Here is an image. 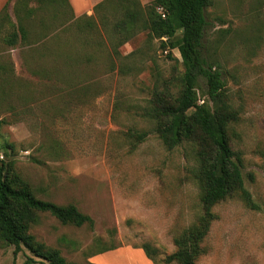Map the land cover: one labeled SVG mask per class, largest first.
<instances>
[{
	"label": "rangeland",
	"instance_id": "374dc122",
	"mask_svg": "<svg viewBox=\"0 0 264 264\" xmlns=\"http://www.w3.org/2000/svg\"><path fill=\"white\" fill-rule=\"evenodd\" d=\"M24 1L12 0L8 18L0 17V143L11 145L0 154L39 199L71 204L91 219L74 227L41 213L30 233L74 264H153L145 245L156 264H167L173 239L199 212L195 155L188 144L166 149L141 113L155 89L177 93L181 58L145 32L119 45L114 30L123 5L153 0H104L76 19L64 0H26L14 11ZM18 14L27 43L53 34L56 42L42 40L35 52L26 42L8 45ZM205 17L204 54L220 65L238 113L230 145L257 208L236 195L215 205L195 264H264V0H209ZM128 130L147 137L133 148ZM12 251L0 242V264L31 257Z\"/></svg>",
	"mask_w": 264,
	"mask_h": 264
},
{
	"label": "trees",
	"instance_id": "16d2710c",
	"mask_svg": "<svg viewBox=\"0 0 264 264\" xmlns=\"http://www.w3.org/2000/svg\"><path fill=\"white\" fill-rule=\"evenodd\" d=\"M37 1L41 4L45 0ZM64 2L68 6L67 1ZM21 3L14 11L23 9L27 1L23 6ZM8 4L9 1L0 11L1 18H8ZM208 5L209 0H153L147 7L127 3L122 7V19L114 25V30L122 36L119 45L131 39L135 32H145L148 38L160 41L161 49L177 50L183 67L177 93H160L155 89L149 105L141 113L143 118L154 123V132L166 149L188 144L195 155L194 179L199 190V212L196 221L173 239L175 250L165 257L167 264L196 263L203 252L201 244L215 219L212 212L215 205L236 195L248 208H257L244 184L241 156L230 145L229 129L237 121L238 113L228 100L220 65L209 62L204 54L202 40ZM157 7L163 9L164 18L156 11ZM31 12L28 9L23 17L29 18ZM21 18L19 14L16 16V28L12 27L5 37L4 41L10 46L27 43L28 33ZM48 38L57 40L54 34L42 40ZM42 40L29 42L27 46L35 52L40 44L44 46ZM167 58H172L170 52ZM32 74L50 78L46 71H33ZM126 134L133 148L147 137L144 131L128 130ZM10 148L11 145L6 147L0 143L4 155ZM41 213L49 214L62 225L81 227L91 224V219L71 204L57 205L39 199L30 184L16 172L13 162L1 159L0 242L13 248V256L27 251L31 257L24 264H33L34 259L40 264H74L67 262L58 249L38 242L30 233ZM141 249L156 264L150 248L145 245Z\"/></svg>",
	"mask_w": 264,
	"mask_h": 264
},
{
	"label": "crops",
	"instance_id": "0c3cea01",
	"mask_svg": "<svg viewBox=\"0 0 264 264\" xmlns=\"http://www.w3.org/2000/svg\"><path fill=\"white\" fill-rule=\"evenodd\" d=\"M8 1H9L8 4V8H9L12 3V0H0V11L8 3ZM66 1L75 19L81 16L92 15L94 13V8L101 5L104 2V0H66ZM113 256L115 255H112V257Z\"/></svg>",
	"mask_w": 264,
	"mask_h": 264
},
{
	"label": "built area",
	"instance_id": "2783aa9c",
	"mask_svg": "<svg viewBox=\"0 0 264 264\" xmlns=\"http://www.w3.org/2000/svg\"><path fill=\"white\" fill-rule=\"evenodd\" d=\"M156 11L160 14L162 18H164V11L161 7H157ZM2 159V154H0V160Z\"/></svg>",
	"mask_w": 264,
	"mask_h": 264
},
{
	"label": "bare ground",
	"instance_id": "6f19581e",
	"mask_svg": "<svg viewBox=\"0 0 264 264\" xmlns=\"http://www.w3.org/2000/svg\"><path fill=\"white\" fill-rule=\"evenodd\" d=\"M101 260H103L106 263V260H104V259H101ZM115 264H116V262H115Z\"/></svg>",
	"mask_w": 264,
	"mask_h": 264
}]
</instances>
